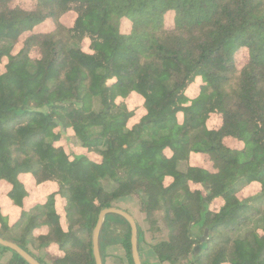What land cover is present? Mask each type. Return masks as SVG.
Instances as JSON below:
<instances>
[{
  "label": "trees",
  "instance_id": "trees-1",
  "mask_svg": "<svg viewBox=\"0 0 264 264\" xmlns=\"http://www.w3.org/2000/svg\"><path fill=\"white\" fill-rule=\"evenodd\" d=\"M31 2L0 0V188L21 209L0 205V237L41 264H96L99 213L133 197L157 262L264 264V0ZM39 185L57 190L27 208ZM130 236L105 214L101 262L120 243L134 264Z\"/></svg>",
  "mask_w": 264,
  "mask_h": 264
},
{
  "label": "rangeland",
  "instance_id": "rangeland-1",
  "mask_svg": "<svg viewBox=\"0 0 264 264\" xmlns=\"http://www.w3.org/2000/svg\"><path fill=\"white\" fill-rule=\"evenodd\" d=\"M18 3H20L22 6L24 7H31L32 5V0H16ZM73 18V14L72 13H66L62 18H61V22L62 23H65V24H68ZM172 21H173V16H172V13H167L165 16H164V22L166 25H171L172 24ZM128 21L126 20H123V23H122V30L126 31L128 30ZM54 25L50 22V20H47V21H44L43 23L37 25L35 27V30H39V29H44V30H49L53 27ZM240 60V59H239ZM211 125H214L216 122H217V119L214 118V116H212L211 118ZM227 143L230 144L231 146H236L238 145V143L233 140V139H228L227 140ZM196 161L205 166V167H210V163L208 161V158L207 156L205 155H197L195 157ZM25 183H31L33 182L32 179H31V176L30 175H24L22 176L21 178ZM0 185H1V188H4L5 191H8L10 189V185L5 182V181H1L0 182ZM259 185L255 184L251 187H249V194L250 195H254L256 194V192H258V187ZM0 188V205L2 207H4V211H6L8 209L9 211V214L11 216V220H16L17 217L20 216V213H21V209L19 207H12V208H9L8 206H6L5 204H8L7 203V200H6V196H5V192L2 191V189ZM57 190V187L56 186H53V185H50V186H41L39 185L38 188H36L35 191H32L29 196L24 200V206H26L27 208H30V206L38 201L39 199H42L43 197H46L47 195H49L50 193H52L53 191H56ZM56 201H57V209H60L61 207V202L60 201H63V199L61 198V196L59 194L56 195L55 197ZM60 203V204H59ZM3 256V255H2ZM0 257V262L2 261V263L7 260L10 256V253L7 254L4 253V258L3 257ZM183 261V260H182ZM181 261V262H182ZM180 262V263H181ZM178 263V264H180ZM1 264V263H0Z\"/></svg>",
  "mask_w": 264,
  "mask_h": 264
},
{
  "label": "crops",
  "instance_id": "crops-1",
  "mask_svg": "<svg viewBox=\"0 0 264 264\" xmlns=\"http://www.w3.org/2000/svg\"><path fill=\"white\" fill-rule=\"evenodd\" d=\"M119 208L127 212L133 220L142 224L143 214L140 213L135 206V198L129 197L119 200L115 204ZM17 208V207H16ZM127 210V211H126ZM150 234L145 232L142 240L137 244V251L142 264H170L169 262L159 263L154 260L153 250L150 247ZM4 258V257H3ZM102 264H128L125 257V249L120 243H109L104 248L102 256ZM180 264H190L189 260H183Z\"/></svg>",
  "mask_w": 264,
  "mask_h": 264
},
{
  "label": "water",
  "instance_id": "water-1",
  "mask_svg": "<svg viewBox=\"0 0 264 264\" xmlns=\"http://www.w3.org/2000/svg\"><path fill=\"white\" fill-rule=\"evenodd\" d=\"M107 213H117V214H120V215L124 216L125 218H127V220L130 223V226H131L130 243H131V255H132L133 263L134 264H142L140 261L139 255H138V251H137L136 223L133 220V218L127 212H125L119 208H115V207L103 209V210H101V212L98 215V219H97L95 228L93 230V253H94V258H95L96 264H102L101 258H100V253H99L98 240H99V233H100V229H101L102 220H103L104 215ZM0 244L13 249L20 256H22L29 264H41L33 256H31L27 251H25L23 248H21L20 246H18L14 242L5 240V239L0 237Z\"/></svg>",
  "mask_w": 264,
  "mask_h": 264
}]
</instances>
